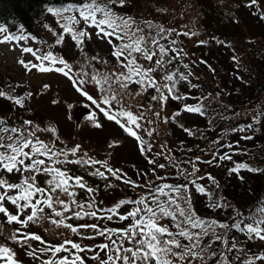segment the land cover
Instances as JSON below:
<instances>
[{"label": "trees", "instance_id": "16d2710c", "mask_svg": "<svg viewBox=\"0 0 264 264\" xmlns=\"http://www.w3.org/2000/svg\"><path fill=\"white\" fill-rule=\"evenodd\" d=\"M215 1L124 0L121 4L120 0H0V24L7 31L27 32L32 35L34 44L41 43L45 46L44 31H53L51 28L53 27L57 32V39L63 37L60 42L63 43V48L57 49L63 55L56 59L63 60V65L68 68L71 64L70 62L67 64V53L70 51H66L70 50V44L74 41L70 33H65L63 28H70L72 23L79 24L82 20L76 16L75 10L74 14L73 11L67 10V6H87L88 9H94L98 5L110 12V19L121 26H123L122 17L132 21L130 32L144 38L141 46L146 51L159 52L158 45L152 42L153 38L158 44L164 45L166 50H175L168 52L165 60L173 55L176 59L166 64L163 72L157 70L161 76L179 72L188 77L187 80L178 81L171 93H168L167 89L162 93L164 98H170V104L172 103L173 106L175 102L182 106L176 109V114L168 117L167 137L164 142L157 147V145H149L146 136L139 137L141 144L133 139L135 147L132 157L121 158L118 164L120 166H113L117 169V173L129 175L123 179L121 186L99 190L94 187L95 184L87 175L80 174L77 167L73 168V171L78 173H75L76 175L84 178L82 182L90 186L93 184L94 187V197L89 192L83 191L89 194L93 203L85 200L82 203L83 208H75L73 204L67 221L76 229L75 236H71L72 239L74 238V243L84 247V251L80 252L81 260L85 261V264L90 263L91 251L103 250L109 257L113 251L115 253L121 248L118 243L114 250L113 247L100 248V245L110 244L109 236L112 234L100 236L99 229L128 231L129 228L125 225L130 221L135 223V219H139L140 214L123 221L118 217L142 206L120 205L114 213L109 212L108 209L119 205L121 200L143 199L150 202L159 195L157 189L164 184H170L173 188L181 187L178 184L184 185L180 192H173L170 189L164 191L168 192L169 197L176 199V203L181 208L186 211L190 209L197 219L203 220L205 225L209 226V234L200 238V247L193 250L195 255L192 258L181 259L180 253L186 249L173 247L172 252L177 254L174 256L171 252L162 250L163 260L171 262L170 264H221V261L223 264H244L245 260H250L252 264H262L256 257L264 256V241L256 237L249 239L246 231L232 228L231 225L235 222L240 223L242 228L245 225L264 227L260 224V221L264 220V97H262L264 94V0H222L224 9L211 4ZM241 6L248 10L242 16V20L245 21L243 28H241ZM49 9L52 11L50 12ZM58 16H62L63 19H56ZM67 17L71 21L67 20ZM226 21L231 24L230 27L224 24ZM94 30L96 29L93 27L86 33L93 37V43L98 48L110 52L112 46L102 36L93 33ZM192 37H199L202 40L190 47L188 43ZM55 47L61 48L57 45ZM46 48L48 49H42L43 55L48 53L56 55L53 47L48 45ZM185 49L188 51L186 52ZM185 65L187 68L184 67ZM151 76L157 80L158 76L160 77L156 72ZM5 78L4 76L2 80ZM136 79L137 77L134 81ZM2 80H0V93L3 94L0 95V136L5 135L9 138L10 135L18 133V127L24 125L28 126L27 129L30 131L35 125L42 127L49 125L50 118L45 117V120L41 118V112L35 113L36 107L26 106L20 86L15 85L13 93ZM157 80L156 87H158ZM246 83L249 85H244ZM168 85L171 87L172 82ZM172 96L180 98L172 99ZM257 97L260 98L256 99ZM17 100L20 101L19 104L16 103ZM186 106L198 107L201 111L188 112ZM252 107H256L257 110L253 112ZM245 108L247 114L241 112ZM128 112L123 109L120 114ZM120 114L119 116H122ZM116 126L109 130L118 129L117 133L120 132L125 138L129 136L124 129ZM13 128L16 129L15 132L12 131ZM96 130L98 129L94 131ZM5 132L8 134H4ZM109 136L111 135L106 133L104 137ZM125 142H128V139ZM0 144L4 142L0 140ZM225 155L230 156L231 159L223 162L220 157ZM194 162L202 168V172L199 173L203 176L202 184L198 177L195 179L196 182L188 177ZM239 163L247 167L233 173L231 169ZM221 172H224V175H221ZM13 175L16 177L13 181L15 184L22 182L20 174ZM125 180L130 183H125ZM215 180L218 182H214ZM187 185L194 186V199L190 198ZM197 185L204 188V193L196 191ZM167 199L168 197L159 196L162 203ZM89 204L91 207H87ZM1 206L6 208V213L13 208L8 200L2 201ZM152 207L155 208L156 205L152 204ZM14 210L21 211L17 207ZM23 211L27 210L23 209ZM75 212H80L82 218L77 219L74 216ZM91 212H96L97 216L86 215ZM109 215L113 217L112 220L106 219ZM92 223H95L97 228L85 227ZM160 223L167 225L169 220L165 218ZM222 224L229 225V228H222ZM169 230L174 233L178 231L171 226ZM188 230L200 231L191 228ZM118 236L120 235L114 237L116 241ZM216 236H220L221 239L217 240ZM165 238L167 237H163ZM175 238L182 244L191 243L179 236ZM50 243L54 244V241ZM233 243L236 245L235 249L231 248ZM117 253L121 252L117 251ZM11 256L23 264H31L30 260L26 262L14 254ZM41 257V262L45 259V263L49 264L47 258ZM138 261L137 264H154L153 260Z\"/></svg>", "mask_w": 264, "mask_h": 264}, {"label": "rangeland", "instance_id": "374dc122", "mask_svg": "<svg viewBox=\"0 0 264 264\" xmlns=\"http://www.w3.org/2000/svg\"><path fill=\"white\" fill-rule=\"evenodd\" d=\"M211 4L221 6L224 9L222 0H216ZM67 10L73 11V14L75 10L76 16L82 20L79 24H71L70 29H72V31L70 32V36L77 35L80 31L86 33V31L88 32V30L93 29L92 21H85L80 15L81 12L88 15L92 9H88L87 6H67ZM247 11L248 10L241 6V28L245 26V21L242 20V16H244ZM104 18L102 12L96 13L97 20ZM56 19L62 20L63 17L58 16ZM113 23L114 25H118L115 28L116 32L123 33L127 31L123 26L117 24L116 21H113ZM224 24L229 25V27L231 26L228 21ZM47 25L50 26L48 22ZM250 25L253 26L251 23ZM51 28L53 31H44V28L42 29L45 35L44 46L41 43H39V45L37 43L34 44V39L31 36L27 38L22 34H11L4 31L3 26H0V80L5 76L6 78L2 81L7 83L6 87L12 90L13 93L15 85L20 86L22 90L21 95L24 96L26 106L36 107L37 111H35V113L41 112V118H50L49 125L45 127L35 125L30 131L27 129L28 126L24 125V127H18V133L15 135H10L9 138L5 135H1L0 140L4 143L11 142L13 144L23 142L25 139L31 140L33 144H35L36 141H40L44 145L49 146L52 151L61 153L58 157H52L50 159L42 156L36 157L37 159H46V165L48 167L59 168L72 176L81 177L76 175L78 174L77 172L73 171V168L77 167L80 174L87 175L89 180L95 184L94 187L102 191L121 186L123 179L129 175H125L120 171L123 174L117 173L121 177L117 179L107 172V168H112L114 171H117L113 166H120L118 165L121 162L119 159L132 157V151L135 147L133 139L139 141L136 136L140 138L141 136L142 138L146 136L149 145L153 144L157 145V147H159L158 144L164 142L167 137L168 117L176 114V108L172 103L170 104V98H161L162 93L167 89L162 86L171 82L165 81L162 78L163 75L161 76V73L158 71L156 73L159 74L160 77L158 76V80L157 78L156 80L160 88L159 92L154 90V88L146 87L145 84L133 82L136 77H133L132 81H126L124 76L127 75L128 70L123 66V61L117 59L113 55V52L118 50L116 43L111 44L112 47L110 52L104 51L93 43V37L87 33L84 38V43L76 44L74 41V43L70 44V50L66 51H70L67 53V64L69 62L71 64L69 70L68 67H65L63 64L57 63L53 65L43 59H37V57L45 56L42 53V49H48L46 48L48 45L53 47L56 51V55H53L54 57L57 58L63 55L59 51L63 48V43H57V40H60V38L57 39L56 30L53 27ZM93 33L96 34V30H94ZM133 34L134 32L127 31L124 40L118 43H133L137 37ZM200 40L202 39L199 37H192L188 44L192 47ZM55 45L62 47L56 48ZM29 48L32 49V52L25 51V49ZM185 51L187 52L188 49H185ZM74 53L75 57H73ZM236 56V58H238V55ZM134 57L142 68H147L152 64L149 61H145L144 57L139 53H135ZM251 61L253 63V60ZM34 64L38 65V67L33 68L32 66ZM39 66H44L53 70L42 72ZM56 67H64L68 75L65 76L63 72L55 71L54 69ZM151 74L152 73H150V75ZM153 74H155V72ZM93 76H96L100 80L99 84L92 79ZM76 81H82V83L77 84L75 83ZM244 85L249 84L246 83ZM89 96L92 97V100L89 99ZM153 96H157L158 99L153 100ZM262 97H264V94ZM106 98L108 99V103H104ZM259 98L257 97L256 99ZM93 100L97 103L94 104L92 102ZM175 104L178 103L175 102ZM101 108L108 111L109 114L119 118L121 123L127 120V116H119L120 111L123 109L125 112L129 111L136 119L133 123L126 124V128L132 129V131L136 133V136H128L125 138L120 132L117 133L118 129L114 131L109 130L111 127H117V124L115 120H107L104 112L100 110ZM251 110L254 112L257 108L252 107ZM246 111V108L241 110L244 114L248 113H246ZM24 115H26V113ZM97 124H99L100 127H96L95 125ZM49 129H54L55 131L52 132L49 131ZM95 129L98 130L94 131ZM107 130L109 131L106 132ZM106 133H109L111 136L104 137ZM4 134L8 133L5 132ZM126 139H128V142H125ZM139 142L141 144V141ZM74 147L77 151L75 155H72L71 150ZM4 151L3 148H0V152ZM25 151H27V149H25ZM64 153H67V155H64ZM5 154L10 155L11 153L8 151L5 152ZM57 160L61 162L57 163ZM75 160L99 161L100 163L83 165L69 162ZM221 160L226 162V159ZM193 164L194 166L191 168L192 171L188 173V177L195 182L197 177L199 181H201V179L203 180V176L199 175V173L202 172V168H200L196 162ZM218 164H220V161ZM96 170L104 172V176L91 175V173ZM3 172L4 170L0 169V180L5 181L4 185H0V188L3 189V191H0V196H7L6 192L9 194V190L6 185L7 183L15 184L13 181H15L16 177L13 174L4 175L2 174ZM222 174L224 175V172H221V175ZM32 175L33 173L31 172L21 173L20 179L22 182L17 183L20 185V188L13 191L11 194L16 196L25 194V181H28V183L33 184L34 187H41L45 190V193L51 197L52 208H48L46 204L36 205L37 214L32 221L27 223H24V221L27 220V215L31 214V208L25 209L27 211L22 210L18 212L14 210L16 206L12 204L13 208H11L9 213H0V248H8L11 255L14 254L26 262L30 260L31 264H46L45 259L44 262H41V256L47 258L46 260H49V264H59L60 258L63 256H70L74 261L77 256L81 257L80 250L57 253L54 249L61 245L70 248V244L66 242L74 243V238L72 239L71 236H73L75 232L72 230L73 227H71V224L67 222L69 221L68 216L71 214L70 210L73 201H76L75 208H79V205H82L85 200H90V202H92L89 194L86 192L85 194L83 191L86 190L80 189L75 185V182L71 180L67 186V192L59 189L52 192L50 190L52 186L48 184V179L51 178L50 175L37 173L35 174L34 181L29 179ZM82 179L84 178L82 177ZM214 182H218V180ZM200 183L202 184V181ZM92 185V192H94V187ZM186 189H188L187 192L189 194L192 195L193 192L195 194L194 186L187 185ZM69 192L75 195H68ZM37 198L41 201L45 200L44 195H40ZM35 199L36 197H29V202L35 205ZM60 201H63L68 206V211H65L64 205H62ZM1 205L2 202L0 206ZM41 208L43 210H40ZM57 212L60 213L59 216L55 214ZM11 215H17L19 218L18 221H11L8 218ZM92 225H95V223H92ZM125 227L129 228V230H134L133 221L132 223L131 221L128 222ZM34 236H39L40 239L37 240L32 238ZM63 240L66 241L63 242ZM50 241H54V244H50ZM57 242H59L60 245L56 244ZM116 242L121 248L132 249V251H144L140 249L135 239H124L120 235L117 237ZM81 248L83 249L84 247L81 246ZM114 248L117 247H113V250ZM162 252V250L159 251L158 256L160 261L163 262L165 260L162 258ZM29 253H31V255H29ZM123 254L129 256V260L125 262V264H137L136 261L139 262V258H131L130 253L124 252ZM110 255L114 257L111 262L108 260V254L104 253L103 250L91 251L89 254V264H121L120 261L115 259V257L120 256L121 253L118 254L117 251L115 253L113 251ZM36 260L38 261L36 262ZM166 262H168V264L171 263L169 261ZM0 264H10V262L5 260L3 256H0ZM11 264L21 263L11 256Z\"/></svg>", "mask_w": 264, "mask_h": 264}, {"label": "snow or ice", "instance_id": "6c2138e0", "mask_svg": "<svg viewBox=\"0 0 264 264\" xmlns=\"http://www.w3.org/2000/svg\"><path fill=\"white\" fill-rule=\"evenodd\" d=\"M120 3L123 4L124 0H120ZM51 12L52 10L49 9ZM102 12L104 19L97 20L96 19V13ZM80 15L84 18L85 21H92V27L96 29V34L98 36H102L107 42L111 45L113 43H116V47L118 50L113 52V55L123 61V66L127 68L128 72L127 75L124 76V79L126 81H132L133 77H137V79L134 81L137 84H145L148 88H155L156 91H160L159 87H156V78L152 77L150 73L157 72V70L163 72L165 69L166 64L171 63L172 59H176V56L173 55L169 59L165 60V56L168 55V52H174L173 49L166 50L165 46L162 44H158V41L153 38V44L158 45L159 52H153L151 50H145L144 47L141 46V42L144 39L143 37L137 36L133 43H118L122 40H124L125 36L127 35V31H130V24L132 21H130L128 18H121L123 27L125 32L118 33L115 31V28L118 25H114L113 21L110 19L111 13L108 12L105 9H102L100 7H96L92 9L88 15H85L84 12H81ZM67 20L71 21L70 18H66ZM63 31L65 33H70L72 29L70 28H63ZM139 29H137V32ZM86 33L83 31H80L77 33V35L71 36V39L76 42V44L84 43V38L86 37ZM135 35V33L133 34ZM23 38V37H21ZM63 40V37L60 38V40H57V43H60ZM172 43L174 44L175 41L173 40ZM27 52H32V49H25ZM139 53L144 57L145 61L152 62L151 65L147 68H142L136 61L134 54ZM37 59H43L45 61L50 62L51 64L55 65L57 63L64 64L63 60L57 61L56 57L53 56L52 53H48L43 57H37ZM154 65V67L152 66ZM33 68L38 67V65L34 64L32 66ZM66 67V65H65ZM187 68V65L184 66ZM40 71H51L53 69L39 66ZM57 72H63L65 76L68 75L67 72H65L64 67H56L54 69ZM92 79L96 81L97 84L100 83V80L93 76ZM163 79L167 82H172V86L170 87L168 84L163 85L162 87L167 88L168 93H171L173 91V88L175 87V84L178 81H184L187 80V75H184L183 73L179 72H173V73H167L163 75ZM75 83L79 84L82 83V81H76ZM86 94V93H85ZM0 95H3L0 93ZM163 97V94L161 96ZM172 99H178L180 97L172 96ZM89 99L92 100V97L89 96ZM153 100L158 99L157 96L152 97ZM94 104L97 102L95 100L92 101ZM17 104L20 103L19 100L16 101ZM104 103H108V99L106 98ZM104 112V115L106 116L107 120L113 121L115 120V123L119 125L122 129L127 131L129 136H136V133L132 131L130 128H126V124L133 123L135 121V117L129 112V113H121L122 116H127V120L124 123H121V120L111 114H109L108 111H105L103 108L100 109ZM186 111L188 112H197L199 113L201 111L198 107H192V106H186ZM27 123V122H26ZM96 127H100L99 124L95 125ZM138 126V125H137ZM13 132L16 131L15 128L12 129ZM49 131L54 132V129H49ZM137 139H139L138 136H136ZM0 148H3L5 151L0 152V169H3L4 172L2 174H16L19 175L24 172H31L33 175L29 178L31 180H35V174H48L51 176L50 179H48V184L51 185V191L55 192L56 190H62L67 192V186L69 184V181H74L75 185L78 186L80 189H85L87 192H91V188H87L86 185L82 182V177L72 176L69 173L60 170L59 168H50L46 165V159H37L36 157H45V158H52V157H58L61 155V153L52 151V149L44 145L40 141H36L35 144L31 140L25 139L23 142H18L16 144H13L11 142L0 144ZM27 149V151H25ZM10 151V155H6L5 152ZM77 149L74 147L71 152L72 155L76 154ZM64 155H67V153H64ZM220 159H231L230 156H221ZM57 163H60L61 161L57 160ZM73 164H83V165H90V164H98L99 161H89V160H75V161H69ZM247 165L243 163L237 164L234 168L231 169L233 173L238 172L241 169H245ZM107 172L110 173L112 176H115L117 179H120V175L117 174V171H114L112 168H107ZM91 175L94 176H104V172L96 170L95 172H92ZM125 183H130L129 181L125 180ZM5 181L0 180V185H4ZM26 187L24 189L25 194H21L19 196L11 194L13 191L20 188L19 184H13V183H7V189L9 190V194L7 196H0V202L8 200L10 201L14 206L18 208V210H23L27 208H31V214L27 215V220L24 221V223H27L29 221H32L34 217L37 214L36 205L46 204L48 208H52V200L51 197L48 196L45 193V190L41 187H34L33 184L28 183V181H25ZM181 187L173 188L172 186L168 184H164L162 187L157 189L158 196L154 197L150 202H146L145 200H121L120 204L117 205L119 207L120 205H128V204H136L141 205L142 207H137L135 209L130 210L126 215H120L118 218L119 220H128L129 218H135L139 215V219H135L134 223V230H115V229H105L101 228L99 229V235L105 236L111 233L112 235L109 236L110 244L107 245H100L99 247L102 249H107L110 247H115L116 240L114 237L116 235H121L124 239H135L137 243L140 246V249H143V252L140 251H132V249H125V248H119L117 251L121 252L120 256H116L115 259L120 261L121 264H125L129 260L128 255H124V252H128L131 254V258L136 259L139 258L142 261L146 260H153L154 264H168L166 261H160L158 253L159 251H168L171 252L172 255H176V252H172V248L175 247L176 249H186L185 251L180 253V258L184 259L185 257L192 258L195 253L194 249L200 247V238L203 236H207L208 233V227L205 225V222L203 220L197 219L195 214L189 209L185 210L180 207L178 203H176V199L169 197L168 192H165V189H170L173 192H180L182 191ZM0 191H3L2 188H0ZM196 191L199 193H204V188L200 185L196 186ZM40 195L45 196V200L41 201L38 198L35 199V205L29 202V197H38ZM68 195H75L74 193L69 192ZM159 196L168 197L166 202L162 203L159 200ZM22 202V203H21ZM62 205H64L65 211H68V206L63 202L60 201ZM76 201H73V204H75ZM152 204H155L156 207L153 208ZM174 206V207H173ZM218 207V205H215ZM81 208H83V205H80ZM87 207H91V204L87 205ZM40 210H43L42 208ZM109 212L114 213L115 209H108ZM6 208L3 206H0V213H5ZM57 216L60 215V213H55ZM86 215H91L93 217L97 216L96 212L86 213ZM74 216L77 219H81V213L75 212ZM11 221H18L17 215H11L8 217ZM112 216L109 215L106 217L108 220H112ZM168 218L169 224H161L160 221ZM214 223V222H213ZM260 224L264 225V220L260 221ZM169 226L171 228L176 229L175 233L173 231L169 230ZM187 226V227H186ZM85 227H92L97 228V225H85ZM222 228H229V225L222 224ZM232 228L239 229L240 231H246L248 234V238L251 239L253 237L258 238L260 241H264V227L260 226H253V225H245L243 228L241 227L240 223H233L231 225ZM188 228L191 229H200L198 232H191L188 230ZM74 232L76 231L75 228L72 229ZM213 235L215 233L213 232ZM179 236L184 238L185 241H189L191 243L182 244L180 240L176 239L175 237ZM163 237H168L167 239H163ZM34 239L39 240V236L32 237ZM217 240H220V236H216ZM70 244V248H66L63 245L59 247H55L54 251L57 253L61 252H69L71 250H80L84 251L81 248V245L78 243L73 242H66ZM232 249L236 248L235 243L231 245ZM31 255V253H29ZM0 256H3L5 260H8L11 264V253L8 248H0ZM239 259V257H236ZM114 259L113 256H109L108 260L111 262ZM256 259L260 260L262 264H264V256L256 257ZM59 264H85V261L81 260L80 256H77L76 259L73 261L70 256H63L60 258ZM221 264H223V261H221ZM244 264H252L250 260H245Z\"/></svg>", "mask_w": 264, "mask_h": 264}]
</instances>
